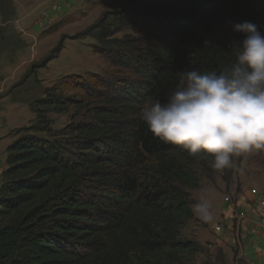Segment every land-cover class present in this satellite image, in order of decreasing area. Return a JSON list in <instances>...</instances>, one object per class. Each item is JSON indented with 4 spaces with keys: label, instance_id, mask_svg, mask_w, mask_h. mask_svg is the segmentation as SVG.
Segmentation results:
<instances>
[{
    "label": "trees",
    "instance_id": "obj_1",
    "mask_svg": "<svg viewBox=\"0 0 264 264\" xmlns=\"http://www.w3.org/2000/svg\"><path fill=\"white\" fill-rule=\"evenodd\" d=\"M228 21L264 35V0H126L76 36L93 38L94 52L128 77L79 81L70 93L62 81L27 103L34 117L5 149L0 264H192L202 248L181 234L194 217L190 191L217 170L155 138L140 114L167 100L182 71L234 60L243 36ZM5 24L0 54L23 49ZM131 28L140 35L117 38ZM63 41L25 80L38 83ZM55 115L68 122L54 128Z\"/></svg>",
    "mask_w": 264,
    "mask_h": 264
},
{
    "label": "rangeland",
    "instance_id": "obj_2",
    "mask_svg": "<svg viewBox=\"0 0 264 264\" xmlns=\"http://www.w3.org/2000/svg\"><path fill=\"white\" fill-rule=\"evenodd\" d=\"M62 1L0 0V26L7 23L5 25L10 28L7 35L24 43V48L19 51L0 54V159L4 161V169L5 149L15 139L11 132L29 126L34 115L27 103L39 96L43 88L64 81L69 84L65 88L70 93L79 81L116 83V79L128 77L124 69L111 65L94 52L96 41L93 38L76 37L104 12L115 11L126 0H76L69 6L62 5L61 11L54 14L51 5ZM44 10H48L52 22L50 26L40 28L36 20ZM138 35L140 31L131 28L118 34L117 38ZM60 39L64 40L63 49L57 58L37 71L38 85L32 77L25 80L30 65L47 55ZM53 119V127L58 129L69 118L68 115H55ZM232 159L231 168L214 172L209 179L201 181L197 190L190 191L192 208L203 197L212 204L214 214L219 200L235 197L242 190L251 188L257 189L264 200V151ZM217 220L216 217L205 223L194 213L193 219L181 231L184 238L198 242L202 248L192 264H246L235 247L217 243L218 235L214 229Z\"/></svg>",
    "mask_w": 264,
    "mask_h": 264
},
{
    "label": "clouds",
    "instance_id": "obj_3",
    "mask_svg": "<svg viewBox=\"0 0 264 264\" xmlns=\"http://www.w3.org/2000/svg\"><path fill=\"white\" fill-rule=\"evenodd\" d=\"M243 39L234 60L219 70L182 71L166 101L153 99L140 119L155 138L223 171L233 157L264 151V35L250 21L232 23ZM203 222L214 219L203 197L193 205Z\"/></svg>",
    "mask_w": 264,
    "mask_h": 264
},
{
    "label": "crops",
    "instance_id": "obj_4",
    "mask_svg": "<svg viewBox=\"0 0 264 264\" xmlns=\"http://www.w3.org/2000/svg\"><path fill=\"white\" fill-rule=\"evenodd\" d=\"M3 163L0 159V180ZM216 217L219 220L214 222V229L219 245L235 247L246 264H264V208L250 190L219 200Z\"/></svg>",
    "mask_w": 264,
    "mask_h": 264
},
{
    "label": "built area",
    "instance_id": "obj_5",
    "mask_svg": "<svg viewBox=\"0 0 264 264\" xmlns=\"http://www.w3.org/2000/svg\"><path fill=\"white\" fill-rule=\"evenodd\" d=\"M76 0H66L64 5H71L72 3H74ZM61 5L60 4H52L51 5V10L53 11L54 14H58L61 11ZM51 18L49 15L48 10H44L40 16L37 18L36 20V24L41 28L43 26H50L51 25ZM250 195L254 196L257 198L258 201V205L261 208H264V200L261 199L260 194L258 192L257 189H250Z\"/></svg>",
    "mask_w": 264,
    "mask_h": 264
}]
</instances>
